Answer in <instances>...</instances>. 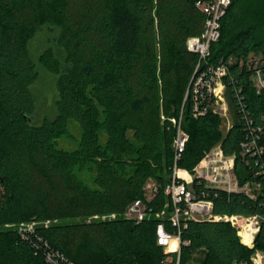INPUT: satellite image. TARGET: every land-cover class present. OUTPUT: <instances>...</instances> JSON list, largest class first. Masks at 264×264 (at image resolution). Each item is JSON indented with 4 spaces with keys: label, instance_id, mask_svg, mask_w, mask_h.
Segmentation results:
<instances>
[{
    "label": "trees",
    "instance_id": "16d2710c",
    "mask_svg": "<svg viewBox=\"0 0 264 264\" xmlns=\"http://www.w3.org/2000/svg\"><path fill=\"white\" fill-rule=\"evenodd\" d=\"M195 1L0 0V264H48L17 233V225L32 222L73 264H160L165 255L154 215L169 203L163 190L172 175L175 129L168 119L180 112L188 141L179 168L192 171L219 144L235 156L238 183L258 187L249 198L194 181L213 214L264 215V134L262 155L242 157L239 147L253 126L264 128V94L256 93L247 65L249 54L264 61V0L239 23L238 0H231L220 38L202 62L201 69L227 66L225 97L235 117L224 135L212 105L204 115L193 111L198 56L185 43L204 23ZM44 29L52 36L35 61L29 43ZM37 66L54 76L56 92L54 116L40 124L32 122ZM206 100L200 109L212 104ZM72 123L80 135L67 150L58 142L74 138ZM147 180L156 192L143 189ZM135 200L150 211L139 223L123 216ZM112 214L113 220L87 222ZM180 235L188 242L180 264H253L255 253L264 255V220L252 247L224 221H188Z\"/></svg>",
    "mask_w": 264,
    "mask_h": 264
},
{
    "label": "built area",
    "instance_id": "2783aa9c",
    "mask_svg": "<svg viewBox=\"0 0 264 264\" xmlns=\"http://www.w3.org/2000/svg\"><path fill=\"white\" fill-rule=\"evenodd\" d=\"M230 5L231 0L195 1L196 9L204 16V23L201 34L189 37L186 41L187 50L198 56L192 79V81L194 79L196 81L191 87L194 115H204L209 106H213L216 99L224 101L225 85L223 77L227 73V66L220 63L216 67L212 65H206L202 69L201 67L202 62H205L210 54L211 44L216 43L220 38L221 20L226 15ZM247 65L248 71H250V81L256 93L264 94V72L260 67V65H264V61L260 58L258 61L248 59ZM206 99H210L212 104H206L200 109L199 103L204 102ZM261 118L264 121V114ZM251 122L249 119V124ZM175 127L172 175L163 190L169 202L165 208L170 207V209L166 210L164 208L154 215L159 221L155 228L156 243L162 248L165 255L160 264H180L181 247L188 244V242L181 240L180 233L181 229L186 227L188 221L228 222L237 230L238 236L239 231L247 229L251 233V244L249 247H252L254 237L259 231L260 223L258 220H264V215L251 217L214 215L213 204L208 194L202 190L197 192L193 188L194 181L198 180L196 182L197 186L202 184L204 187L214 191H222L227 194H244L249 198H254L255 195L250 193V184L240 185L238 183L234 174L235 156L224 155L218 144L206 153L192 171L181 169L178 164L185 151L188 135L181 128L180 123L178 125L176 123ZM230 127L231 125L228 129ZM260 134H264V128L259 125L253 126L250 136L239 145L242 157L248 156L252 158L263 154V147L259 143ZM151 190L156 192L157 189L151 185ZM149 214L150 211L147 205L141 200H135L126 208L123 216L125 219L139 223L149 217ZM109 216L108 220L115 218L114 214ZM166 223L170 224L172 232L166 230ZM35 227L36 224L34 222L19 224L16 226V230L22 240L28 241L33 248L44 255L48 264H73L63 253L53 249L45 240L38 236L35 232ZM239 238L242 243L240 236ZM263 259V254L255 253L252 257V263L262 264ZM258 260L259 263L257 262Z\"/></svg>",
    "mask_w": 264,
    "mask_h": 264
},
{
    "label": "rangeland",
    "instance_id": "374dc122",
    "mask_svg": "<svg viewBox=\"0 0 264 264\" xmlns=\"http://www.w3.org/2000/svg\"><path fill=\"white\" fill-rule=\"evenodd\" d=\"M258 2H261V1L260 0H238V7L236 9H234L236 21L239 23V22H241V20H244L247 17H249L250 16L249 11H251L252 8H256L254 6L256 3L259 4ZM260 14H264V11H262V8H261ZM53 35H57V31H55V33ZM51 36H52V34L49 33L48 31H45V29H44L41 32L37 33L35 35V38L30 41L29 52H30V55L33 58V60L36 61L38 55L45 48H47V46L50 43L48 38H50ZM259 58H260L259 56H254L253 54H249V56L247 57V59H249L251 61H258ZM37 71H38L39 77L31 89L32 94L34 96V101H35V113L32 117V122H34L36 124H40L42 121H44L46 119H51L54 116V113H55L54 112L55 111L54 110V100H55L56 92H55V78H54V76H52L50 73L43 70L40 66H37ZM192 79H193V76L191 78V81H192ZM195 81H196V79H194L192 81V85H194ZM192 85H191V87H192ZM185 95H186V93H185ZM223 98H224L223 102L220 101L219 99H216V101L214 102V104L211 108L212 113L218 115V117L221 121L220 131H221L222 135H224L226 133V131L228 130V127L230 125H232V122H233L234 117H235L234 111L229 106L228 101L225 97V94H224ZM160 119H161V122H163L164 120H166V117L161 113ZM182 120H183V117L181 116V112H180V115L178 118L168 119L169 123L171 124V128L172 129L174 128L175 131H176V127H175L176 123H177V125L180 123V126L182 128ZM174 121H175V123H174ZM70 131H71L74 138L64 137L61 140H59V142H58L59 146L63 147L64 149H67V150H73L77 147V143H78L77 141H78V138L80 135V129L75 123H72ZM217 145H215V146H217ZM171 146L173 148V142H172ZM86 181L89 183L91 182L90 178L89 179L86 178ZM153 184H154V181L147 180L145 183V187H143V189L146 188V186L150 187ZM257 190H258L257 185L256 186L255 185L250 186V193L251 194H254V192ZM108 217L110 218V216H105V215L104 216L94 215V216L90 217L87 220V222L105 221V220L109 219ZM258 221L260 223L262 220L261 221L258 220ZM188 263L192 264L191 262H188ZM262 264H264V259L262 260Z\"/></svg>",
    "mask_w": 264,
    "mask_h": 264
},
{
    "label": "bare ground",
    "instance_id": "6f19581e",
    "mask_svg": "<svg viewBox=\"0 0 264 264\" xmlns=\"http://www.w3.org/2000/svg\"><path fill=\"white\" fill-rule=\"evenodd\" d=\"M249 229H251L249 227ZM239 236L241 237L242 243L249 246L251 244V233L245 229L244 231H239ZM259 263V260L257 261Z\"/></svg>",
    "mask_w": 264,
    "mask_h": 264
}]
</instances>
